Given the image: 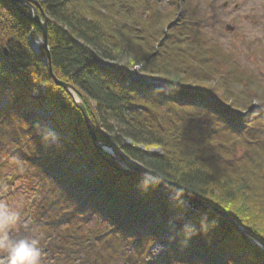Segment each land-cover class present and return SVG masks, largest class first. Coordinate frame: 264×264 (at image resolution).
I'll return each mask as SVG.
<instances>
[{"label": "trees", "instance_id": "trees-1", "mask_svg": "<svg viewBox=\"0 0 264 264\" xmlns=\"http://www.w3.org/2000/svg\"><path fill=\"white\" fill-rule=\"evenodd\" d=\"M28 1L40 3L47 18L50 60L43 46L37 54L31 45L42 36L31 8L0 0V148L39 189L29 229L46 238L42 264H264L261 248L198 203L264 243V93L221 85L215 94L220 73L196 67L197 50L194 59L183 55L190 38L171 41L181 27L177 7L164 14L158 0ZM50 70L75 89L99 141L117 158L194 201L183 197L177 207L175 194L158 186L142 192L143 176L98 152ZM157 78L162 87L149 89ZM257 100L256 113L243 115ZM204 217L209 229L200 231ZM93 218L104 232L86 229ZM186 223L198 231L187 244Z\"/></svg>", "mask_w": 264, "mask_h": 264}, {"label": "rangeland", "instance_id": "rangeland-1", "mask_svg": "<svg viewBox=\"0 0 264 264\" xmlns=\"http://www.w3.org/2000/svg\"><path fill=\"white\" fill-rule=\"evenodd\" d=\"M226 3L228 5L225 8ZM236 5H238L237 10L235 9ZM157 6L164 14L172 12L176 7L180 10L178 19L180 18L181 27L172 30L171 41L176 42L179 37L190 38L187 41L190 42V45L187 46L188 49L183 55L186 57L189 55L191 59H194L192 57L193 51L203 52V61L199 60L197 53V60L194 63L192 60V63L205 70V66H207L213 73L211 77L218 72L220 73L219 76L222 78L214 79L211 83L212 91L215 94L221 92L218 90L221 85H225V89H229L233 85L235 88L243 86L246 96L258 98L262 96L260 93H264V0H158ZM227 25L235 27L236 31L234 33L226 32L225 27ZM31 45L35 52L40 53L43 46L42 36L32 37ZM136 73V71H128L130 78L144 81L143 76L135 75ZM146 85L149 89L162 87V82L157 78L148 81ZM259 107L261 106L257 100L251 111H246L243 115L255 114V109ZM38 114L44 119L49 116L45 110H41ZM33 117L34 115L30 116L28 121ZM49 128L51 127L49 126ZM226 133L229 136L227 131ZM218 137H220L218 139L222 138L221 136ZM260 138L264 140V136ZM154 152L160 153V150L155 149ZM10 154L7 155L0 148V202L20 210L21 220L13 235L17 238L20 234L26 237L29 234H26V229L29 231V228H32L33 232L34 226L29 225L25 216L34 200L37 186L34 181H31L32 178L25 173V176L18 174L19 176L14 179V171L18 168ZM10 180H12L11 183ZM37 205L38 203L35 208ZM35 208L34 211L32 209L33 213ZM102 225L93 218L92 223L88 224L86 229L104 232L102 228L105 227ZM61 231H67L66 226H63ZM32 232H30V236H36L39 243L46 239ZM54 239L56 244L55 241L58 242L57 235ZM98 247L101 249L103 246ZM40 249L42 255L47 253L46 247H40ZM100 253L102 252L100 251ZM0 259H3L2 255H0ZM102 259L104 262L105 256H102ZM69 263L78 264V261L73 260Z\"/></svg>", "mask_w": 264, "mask_h": 264}, {"label": "clouds", "instance_id": "clouds-1", "mask_svg": "<svg viewBox=\"0 0 264 264\" xmlns=\"http://www.w3.org/2000/svg\"><path fill=\"white\" fill-rule=\"evenodd\" d=\"M162 181V177L154 172H147L139 183L142 192H147L157 186ZM184 191L178 190L172 197L173 203L177 207H183ZM21 220L20 210L7 203L0 202V264H42V251L39 240L36 236H26L17 238L13 235L18 223ZM200 231H207L209 224L207 217L200 221ZM183 241L187 244L198 234L197 228L190 223H186L182 229Z\"/></svg>", "mask_w": 264, "mask_h": 264}, {"label": "water", "instance_id": "water-1", "mask_svg": "<svg viewBox=\"0 0 264 264\" xmlns=\"http://www.w3.org/2000/svg\"><path fill=\"white\" fill-rule=\"evenodd\" d=\"M10 1L12 3H17L20 5H24L27 6L29 8H31L32 13H33V20L34 22L39 26L41 33H42V40H43V44H44V50L46 52V56L47 59L50 60V52H49V46H48V25H47V18L45 16L41 14H39L38 9L40 10V5L38 2L34 1V2H30L28 0H7ZM37 8V9H36ZM41 11V10H40ZM226 31L227 32H231L233 33L235 31L234 27L231 26H227L226 27ZM50 73L52 75V79L54 80V82L56 83V85L60 88H62L63 90H65L73 99V102L76 106V108L82 113V116L84 118L85 124L88 128V131L91 135L92 141L95 145V148L98 152L104 151L107 154H109L123 169V171H128L129 175H140V176H145V174L147 173L146 171H143L142 169H140L139 167L132 165L129 162H124L122 160H120L119 158H117L115 151L113 150V148L111 147H107L105 145H103L96 133L95 130L93 128L91 119L89 117L88 111L85 107V104L83 102L82 99H80L75 91V89L73 87H71L70 85H67L64 82L59 81L58 79L55 78V76L52 73V70H50ZM158 187L169 191L173 194H175L177 191L172 190L170 187H168L167 185H165L164 183H160L157 185ZM184 198H188L189 200H193L191 197H188L186 195H183ZM194 201V200H193ZM200 204V206L205 209L210 211L211 213L224 218L225 220H227L237 231V233H239L243 239L249 243H254L256 244L259 248H261L264 251V243L259 240L256 236H254L252 233H250L244 226L240 225L237 221H235V219H233L232 217H230L228 214L220 212L219 210H217L216 208L212 207L209 204L203 203V202H198Z\"/></svg>", "mask_w": 264, "mask_h": 264}]
</instances>
